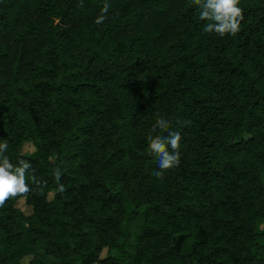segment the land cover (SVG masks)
I'll return each instance as SVG.
<instances>
[{
  "label": "trees",
  "instance_id": "obj_1",
  "mask_svg": "<svg viewBox=\"0 0 264 264\" xmlns=\"http://www.w3.org/2000/svg\"><path fill=\"white\" fill-rule=\"evenodd\" d=\"M105 2L0 0V140L41 182L0 208V264H264V0L223 37L190 0Z\"/></svg>",
  "mask_w": 264,
  "mask_h": 264
},
{
  "label": "clouds",
  "instance_id": "obj_2",
  "mask_svg": "<svg viewBox=\"0 0 264 264\" xmlns=\"http://www.w3.org/2000/svg\"><path fill=\"white\" fill-rule=\"evenodd\" d=\"M190 3L199 9V20L207 21L203 26V32L209 34L214 32L223 37L225 35L234 36L240 31L241 21L244 19L243 9L239 6L240 0H190ZM79 6L83 7V0H80ZM110 7L111 4L106 0L95 20L96 24L104 23L108 18ZM156 127L161 130V133L166 134L151 137L148 142V152L157 158L160 169L153 175L157 179H162L166 171L180 165L182 137L179 131L172 130L171 122L167 119H158ZM8 147L6 139L0 140V208H3L10 198L26 195L30 191L25 174L32 168V165L24 159H19L16 164L12 163L10 158L5 155ZM54 177L58 185L57 191L65 192V186L60 183L61 171L59 168L54 170ZM31 179L37 186L41 185L35 174Z\"/></svg>",
  "mask_w": 264,
  "mask_h": 264
},
{
  "label": "rangeland",
  "instance_id": "obj_3",
  "mask_svg": "<svg viewBox=\"0 0 264 264\" xmlns=\"http://www.w3.org/2000/svg\"><path fill=\"white\" fill-rule=\"evenodd\" d=\"M34 149H35V148H34V146H33L32 144H26V145L24 146V152H27V153H30V152L34 151ZM26 177L28 178V180H31V176H30L29 174H27ZM42 192H43V191L37 190V191L35 192V195H36V194H41ZM18 206H19L22 210H24L25 212H27V213L31 212V208L25 203L24 200L20 201V203H19ZM137 228H138V227H137ZM137 228H136V229H137ZM193 240H194L193 238H187V237H184L183 239H182V238H175V242L181 244V246H182V248H183L184 250H188V249H189V247L191 246ZM38 253H39L40 255H43L42 252H38ZM105 254H106V251H104L103 255H105Z\"/></svg>",
  "mask_w": 264,
  "mask_h": 264
}]
</instances>
